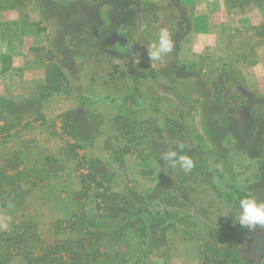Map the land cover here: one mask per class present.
I'll list each match as a JSON object with an SVG mask.
<instances>
[{
	"label": "rangeland",
	"instance_id": "374dc122",
	"mask_svg": "<svg viewBox=\"0 0 264 264\" xmlns=\"http://www.w3.org/2000/svg\"><path fill=\"white\" fill-rule=\"evenodd\" d=\"M2 54L0 264H264V0H0Z\"/></svg>",
	"mask_w": 264,
	"mask_h": 264
},
{
	"label": "clouds",
	"instance_id": "9594fccd",
	"mask_svg": "<svg viewBox=\"0 0 264 264\" xmlns=\"http://www.w3.org/2000/svg\"><path fill=\"white\" fill-rule=\"evenodd\" d=\"M149 61H159L172 53L174 41L167 28H161L158 39L146 46ZM135 59V57H134ZM183 145L172 147L161 154V159L179 165L185 172H191L195 162L189 155L182 152ZM239 215L236 219L239 224L249 230L264 229V199L251 191H246L238 199Z\"/></svg>",
	"mask_w": 264,
	"mask_h": 264
},
{
	"label": "crops",
	"instance_id": "0c3cea01",
	"mask_svg": "<svg viewBox=\"0 0 264 264\" xmlns=\"http://www.w3.org/2000/svg\"><path fill=\"white\" fill-rule=\"evenodd\" d=\"M3 57V54L0 56V59Z\"/></svg>",
	"mask_w": 264,
	"mask_h": 264
}]
</instances>
